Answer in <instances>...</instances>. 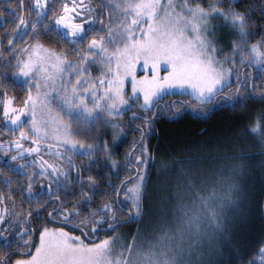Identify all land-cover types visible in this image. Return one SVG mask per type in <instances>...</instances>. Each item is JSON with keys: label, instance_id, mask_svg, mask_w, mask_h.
<instances>
[{"label": "snow or ice", "instance_id": "1", "mask_svg": "<svg viewBox=\"0 0 264 264\" xmlns=\"http://www.w3.org/2000/svg\"><path fill=\"white\" fill-rule=\"evenodd\" d=\"M0 20V264H264V239L234 243L249 158L264 167V106L245 104L264 101V0H14ZM176 89L247 122L211 155H155Z\"/></svg>", "mask_w": 264, "mask_h": 264}, {"label": "trees", "instance_id": "2", "mask_svg": "<svg viewBox=\"0 0 264 264\" xmlns=\"http://www.w3.org/2000/svg\"><path fill=\"white\" fill-rule=\"evenodd\" d=\"M251 2L252 0H245V3ZM245 70V67L241 65L239 71L243 73ZM232 88L233 85H229L225 91H229ZM217 98H214L211 104L215 103L218 100ZM170 100L184 101L186 102V106L181 109L175 118L160 116L155 119L156 131L148 140L149 150L155 155L166 153L176 156L198 155L200 152L191 146L200 144L207 146L200 151L208 152L211 155L220 145L228 141L229 138L234 137L237 132L242 131L244 123L247 122L246 118L239 114L241 110V105L239 104L235 107L225 106V104L220 106L215 105V107L205 108L204 110L203 105L201 106L197 100L187 95L179 94L165 95L162 103H167ZM207 104H204V106ZM245 104L249 109H258L264 106V101L249 99ZM176 107L180 106L176 105ZM208 109H211V111H207ZM148 115L151 116V113H148ZM127 120L128 115L125 118V122ZM137 123H140V121H137ZM133 137L138 138L139 133L129 130L127 138L123 140V143L119 145L115 152L116 159L122 160L124 158L125 151L130 148L133 142ZM239 142L244 145L255 144V140L251 136H248L246 139L242 138ZM249 150L256 151L255 148H250ZM260 161L261 157L259 155L249 158L248 171L252 175L248 180L253 178L250 181V188H248L251 196L247 202L249 207H252L250 211L251 217L248 218L250 224L246 230L239 229L236 235L239 238L251 239L236 244L241 252L251 251L256 248L261 239H264V167L261 166ZM119 173V177H112L116 182L125 175H131L130 171L123 167L119 169ZM129 225L130 231L134 230L135 223ZM228 264H232L231 259H229Z\"/></svg>", "mask_w": 264, "mask_h": 264}, {"label": "rangeland", "instance_id": "3", "mask_svg": "<svg viewBox=\"0 0 264 264\" xmlns=\"http://www.w3.org/2000/svg\"><path fill=\"white\" fill-rule=\"evenodd\" d=\"M165 70H166L165 68H162V69H161L162 72L165 71ZM96 72H97L96 68H92V73H93V75H95ZM137 74H138V75H143V74H144V72L140 69L139 66H138V68H137ZM128 87H129V89H130V85H129ZM174 94H179V95H181V94H180V90H179V89H176V90L174 91ZM183 95H187V94H183ZM187 96H188V95H187ZM188 97H190V96H188ZM190 98L195 99L194 97H190ZM217 99H218V100L215 101V103H212V104H211V101L208 102L209 104L205 105L206 107L203 105V109L205 110V108L207 109V108L213 107L214 105H216V106H220V105L224 104L223 101H220L219 97H218ZM195 100H196V99H195ZM213 101H214V100H213ZM212 105H213V106H212ZM201 106H202V105H201ZM131 111L134 112V111H136V109L133 108V109H131ZM200 111L202 112V110H200ZM127 115H128V113H125V115H124V117H122V119L125 120V118H126ZM249 178H250V176L246 179V184H247V188H246V191H247V199H246L245 203L242 205V208H243V209H246L247 211H246V215H244L242 221H238V222H237V223H238V228H237V230H236V233L239 231V229H244V230L248 229V228H249V224H250V220H249L248 218L251 217V213H250V211H251L252 207H249V205H248L247 202H248V198L250 199V196H251V194H250L249 191H248V188H250V185H251L250 181H251L253 178L250 179V180H248ZM245 206H246V207H245ZM124 231H125V230H123V232H121V231H119V230H116V232H117L118 234H121V238H122V239H126V238H127V235H124V236H123V233H125ZM250 239H251V238H239V237L236 235V239H235L234 243H235V244H238V243L240 244V243H243V242L249 241ZM229 259H230V258L226 257L225 260H224V262H223V264H228Z\"/></svg>", "mask_w": 264, "mask_h": 264}, {"label": "flooded vegetation", "instance_id": "4", "mask_svg": "<svg viewBox=\"0 0 264 264\" xmlns=\"http://www.w3.org/2000/svg\"><path fill=\"white\" fill-rule=\"evenodd\" d=\"M12 2H14V0H0V8H3V7H4L5 5H7L8 3H12ZM25 2L27 3V0H25ZM0 23H2V20H0ZM9 23H11V22L9 21ZM3 55H4L5 58H7V57L9 56V53H8V51H7L6 48L3 49ZM0 70H8V71H11V65H5V64H3V63H0ZM9 94L18 97V99H17V103L20 102V99H22V97H23V95H24V93L19 89V86H17L16 88H10V89H9ZM2 125H3V121H0V126H2ZM3 138L7 139L8 136L5 134V135L3 136ZM45 158L47 159L48 157H45ZM81 159H83V158H81V157H76L77 162H79V160H81ZM14 182H15V181H14ZM33 187H34L35 189L39 190V187H40V186H39L38 183H36V184L33 185ZM0 190L7 191V190L4 188L3 184H0ZM13 195L15 196L17 202H19L20 199H21V198H20V194H19V192H14ZM96 203H99V200H97ZM25 206H26V205H25ZM92 206L95 207V203H94ZM26 226H27V225H25V227H26ZM129 226H130L129 224H123V225H121L119 228H117L116 230H119V231H121V232H123V230H125V231H124L125 233H123V236H124V235H127V234L130 232V227H129ZM107 234H108V235H111L112 233H107Z\"/></svg>", "mask_w": 264, "mask_h": 264}]
</instances>
